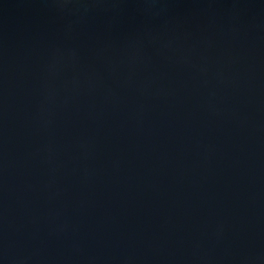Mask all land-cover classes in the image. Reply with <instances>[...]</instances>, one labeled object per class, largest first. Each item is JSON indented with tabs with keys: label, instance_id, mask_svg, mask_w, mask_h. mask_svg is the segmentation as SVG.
Here are the masks:
<instances>
[{
	"label": "water",
	"instance_id": "1",
	"mask_svg": "<svg viewBox=\"0 0 264 264\" xmlns=\"http://www.w3.org/2000/svg\"><path fill=\"white\" fill-rule=\"evenodd\" d=\"M0 264H264V0H0Z\"/></svg>",
	"mask_w": 264,
	"mask_h": 264
}]
</instances>
